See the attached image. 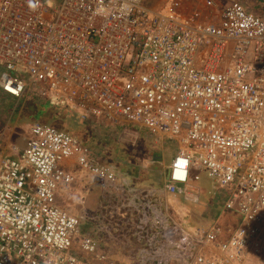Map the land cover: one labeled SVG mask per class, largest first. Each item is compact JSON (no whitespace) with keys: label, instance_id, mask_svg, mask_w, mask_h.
Segmentation results:
<instances>
[{"label":"built area","instance_id":"obj_1","mask_svg":"<svg viewBox=\"0 0 264 264\" xmlns=\"http://www.w3.org/2000/svg\"><path fill=\"white\" fill-rule=\"evenodd\" d=\"M51 1L0 0L1 92L138 126L174 156L159 189H138L50 125L32 124L13 155L0 134V264H264V17L241 0L218 23L217 0H196L204 14L190 0ZM68 164L102 186L98 216L57 204L76 184ZM202 172L237 226L188 230L169 215L168 198ZM89 222L123 242L121 260L82 235Z\"/></svg>","mask_w":264,"mask_h":264},{"label":"crops","instance_id":"obj_2","mask_svg":"<svg viewBox=\"0 0 264 264\" xmlns=\"http://www.w3.org/2000/svg\"><path fill=\"white\" fill-rule=\"evenodd\" d=\"M241 1H242V5L245 7V9L248 13L255 15V16H259V17H264V2H260V3L253 2L252 3L250 1V4L247 5L245 0H241ZM217 5H218V7L216 8V12H214L213 16H209L208 17L209 19H207V21L209 20L211 22L218 23L219 22V13H220V11H222L223 9H226L229 6V0H217ZM187 6L190 7V9H192L194 7L193 9H197V11H199V12L201 11L203 14H204V12H206L205 7L203 5H201L200 3H198V1H196V0H190L187 3ZM203 19H204V17H203ZM205 20H206V18H205ZM7 97H9V96H7ZM9 98H3V99H4V101H7V99L9 101L11 99L15 100L11 97H9ZM28 100H29V98L27 100H25V102H22V101L20 102V103H23L22 108L25 109V105L28 102ZM34 100H35V102L37 101L36 102L37 104L42 103V102H39L37 99H34ZM16 102H18V101L16 100ZM24 109H21L20 113L16 117V121L13 125L15 129L17 128L16 127L17 123H19L21 121V115L24 113ZM90 124L92 125V127L94 126L93 127L94 130L96 128L97 129L99 128V130L101 132L100 134L102 137H105V136L107 137L106 131H109V135L113 134L112 132H114V134H118V132L120 131L119 132L120 133L119 142L124 147H126V149L128 151L127 156L129 158V160L127 163H121L122 164V166H121L119 164L120 161H119V163L117 162L115 164L114 162L112 163V160H110V159H104V155L107 154V151H106L107 147L106 146H104V147L100 146V147H98V149L92 148L99 155L101 163L113 165L115 168H117V170L120 173L119 177L122 180H125L126 182H128L131 187H135L138 189H159L162 186L163 180L165 178V171H166L165 168H166V166L169 165V163L171 162V160L173 159V156H174V147L172 144L165 142L162 146H159V147L153 146L152 150L156 151V149H159V154H160L159 161H155L154 156H153L155 154L150 152V155H151L150 159H152V160L147 161V167H144V166H142L141 163H139L137 161L138 160L137 156H134V154L132 152H130V150H128L126 140H125V138L127 136H133V134H136V135L141 134V131H136V130L132 129V127L135 125H126V126L124 125V126H118V127L113 128L114 126L104 127L102 125L94 124L93 122H91ZM135 127H138V126H135ZM26 138L27 137H25L23 139V141H24V143H23L22 139H20L18 137L17 138L15 137V140H13L12 132H11V134L7 135V138L4 140V144L9 148L8 154L13 155L12 154L13 153L12 148H11L12 146H16V147L23 149L25 146V139ZM136 145L137 144H135V145L133 144L132 147H136ZM165 147L168 148V149H166V151H167L166 156L163 152V149ZM168 158H169V160L167 161ZM70 165L71 164H68L67 168L70 172H72L74 174L75 169L78 167L76 165H71V166ZM127 165H130L132 167V169L129 170V168H127L128 167ZM155 170H157V172L161 173L160 179L158 181H153L151 179L144 180L143 177L137 178L131 172V171H135L133 173H135V174H137V173L143 174L144 173L146 175L149 172L150 173L155 172ZM75 177H76V184H75L74 189L71 192L62 193L57 199V204L73 215H79V214H82V213L88 211L91 215L98 216L101 203L103 202L104 197H106L103 193L102 186L99 184V182L94 177H92L91 175H89L87 173H85V175H82L81 177L79 175H77ZM85 177H88V178H85ZM200 181L194 182V183H200ZM147 183H149V184H147ZM154 184H158L159 186L155 187ZM192 184L193 183H190L189 185H192ZM180 189H182V188H180ZM186 195H187L186 191L183 189V191H181V193H177L175 196H170L168 198V201L170 204L172 203V204L181 206L182 200L187 199ZM213 200L214 201H212L211 207H213V209H214L213 202H215L216 199H213ZM187 201L193 202V201L188 200V199H187ZM170 204H169V206H170ZM216 207L217 206L215 205L214 210L217 209ZM210 208H209L208 212L211 213ZM205 214H203V215H205ZM208 217H210V216H208ZM96 225H97V223H93V222L83 224V226L81 228L82 235H84V236L90 235V236H93L95 238L100 239L104 249H107L109 246L113 245L115 247L116 257L118 258V260H121V254L123 253V248L125 247L123 242L120 240H117V239H108L107 240V238H105L101 234L97 233V231L95 229Z\"/></svg>","mask_w":264,"mask_h":264},{"label":"rangeland","instance_id":"obj_3","mask_svg":"<svg viewBox=\"0 0 264 264\" xmlns=\"http://www.w3.org/2000/svg\"><path fill=\"white\" fill-rule=\"evenodd\" d=\"M169 1L170 0H146V3L149 5V7L159 8L161 6H164ZM250 1L252 3L253 2L255 3L264 2V0H245L247 5L250 4ZM47 5L51 9H54L57 7V5L53 4L51 0H48ZM3 98H9V97L4 95L0 90V134L4 133L5 139H6L7 135L11 134L12 132L13 140H15V137L16 138L18 137L22 139V142L24 143L23 139L25 137H28L31 125L33 123L23 124L20 121L19 123H17V126H16L17 128L15 129L13 125L21 109H24L22 108L23 103H18L16 102V100H12V99L10 101L8 99L7 101H4ZM22 102H25V100H22ZM60 125L61 127L63 126L64 129L66 128L70 129V131L72 132H78L80 130L78 126L74 125L72 122H67L66 126H64L63 124H60ZM132 129L136 131H141V134L139 135L137 134L138 136L136 134H133V136H127L125 138L127 148L128 150H130V152L134 154V156H137L138 158L137 161L141 163L142 166L147 167V161L152 160V159H150L151 155L147 154L146 150L152 149L153 146L155 147L162 146L165 142L160 140L159 138L152 137L148 133L147 130H142L139 127H135V126H133ZM133 144L134 145L137 144L136 147H132ZM123 149H124V146H119L118 148H116V151L112 156L114 163L116 164L117 162L119 163L120 161L119 164L121 166H122L121 163H124L127 157V154L124 153ZM166 149L168 148L165 147L163 149L165 156L167 155ZM168 160L169 158L167 159V161ZM85 173L87 172H85L84 170L80 168H76L74 171V175L75 176L79 175L80 177L82 175H85ZM152 173H153L154 179H151V180L158 181L160 179L161 173H157V172H152ZM85 178H88V177H85ZM154 186L158 187L159 185L154 184ZM182 189L186 191V194H187L186 198L193 202H188L187 199H185V200H182L181 206L171 203L168 208V212H169V215L177 223H179L186 229L193 230L194 228H197V227L207 228V227L214 225L215 223H217V225H219L220 228H229L228 225L230 223L234 224L235 226L238 225L237 217H235L234 215L232 216L230 214L222 213L224 199L221 195L218 196L221 193V190L218 189L211 182V180L208 178L206 173L201 174L200 183H193L192 185H189L188 187L182 188ZM213 199H216L215 202H213V205H214V209H215V205L217 206L216 207L217 211L214 210L213 207H211V203L212 201H214ZM209 208L211 209V213L208 212ZM226 215H229L233 221L227 223L225 218H228V217Z\"/></svg>","mask_w":264,"mask_h":264},{"label":"trees","instance_id":"obj_4","mask_svg":"<svg viewBox=\"0 0 264 264\" xmlns=\"http://www.w3.org/2000/svg\"><path fill=\"white\" fill-rule=\"evenodd\" d=\"M148 5V4H147ZM1 73V70H0ZM21 122L22 123H41L45 125H50L57 129L60 132H65L73 136H77V138L85 145L88 146L89 148H98V147H107V154L104 155V159H110L112 160V163L114 162L112 159L113 154L116 151V148L119 146H123L119 142V136H120V131L118 134H110L109 131H106L107 137H102L101 132L99 128L93 129L92 125L88 122L82 121L79 117H77L75 114L68 112L65 109H60L56 107H52L49 104L46 105V103H36L33 98H30L28 102L25 105L24 113L21 115ZM67 122H72L74 125L78 126L80 129L78 132H72L70 129L66 128L64 129L63 126L61 127L60 124H63L66 126ZM118 127V126H116ZM115 128V126L113 127ZM102 137V138H101ZM124 153H128L126 147L123 149ZM148 154L153 153L155 155L154 159L155 161H159L160 154H159V149H156V151L149 149L146 150ZM129 160L128 156L126 157V161L124 163H127ZM130 169L132 167L130 165H127ZM132 174H134L137 178H144V180H149V179H154L153 173L151 174L150 172L147 173L146 175L140 174V173H133L135 171H131ZM157 172V170H155ZM159 173V172H157ZM228 218H225L227 223L233 221L232 218L229 215H226ZM234 227V224H229L228 227Z\"/></svg>","mask_w":264,"mask_h":264}]
</instances>
